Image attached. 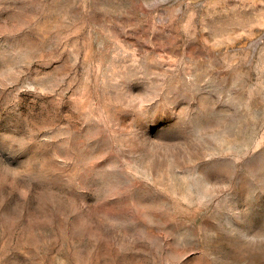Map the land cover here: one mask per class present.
I'll return each mask as SVG.
<instances>
[{
    "label": "rangeland",
    "instance_id": "374dc122",
    "mask_svg": "<svg viewBox=\"0 0 264 264\" xmlns=\"http://www.w3.org/2000/svg\"><path fill=\"white\" fill-rule=\"evenodd\" d=\"M0 264H264V0H0Z\"/></svg>",
    "mask_w": 264,
    "mask_h": 264
}]
</instances>
